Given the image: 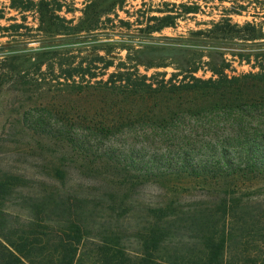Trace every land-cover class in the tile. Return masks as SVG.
Segmentation results:
<instances>
[{
  "label": "rangeland",
  "instance_id": "rangeland-1",
  "mask_svg": "<svg viewBox=\"0 0 264 264\" xmlns=\"http://www.w3.org/2000/svg\"><path fill=\"white\" fill-rule=\"evenodd\" d=\"M57 1L61 17L99 28L63 35L62 28L40 25L33 13H26L24 21L9 8V0H0L5 13L0 21V183L13 189L0 200V213L17 226L27 225L30 208L40 203L45 191L57 187L65 197L81 188L104 200L130 190V199L146 204L166 200L171 190L182 192L185 204L208 200L209 190L202 183L186 191L190 179L169 175L183 149L170 146L168 127L121 125L110 97L80 95L61 70L96 59L95 72L111 73L115 69L105 72V63L98 59L112 52L123 60L130 55L133 64L141 60L140 71L148 76L166 72L169 78L186 66L197 69L195 75L203 79L211 78L213 69L229 76L257 72L256 59L264 54V0ZM167 15L175 17L174 27L148 30L156 23L150 17ZM13 24L23 27L8 31ZM148 62L161 67L146 70ZM223 118L216 113L199 122L185 120L178 136L200 144L224 139L231 128ZM254 120L251 126L256 128ZM75 139L81 140L82 149L70 145ZM59 169L71 176L65 184L56 176ZM252 185L250 200L263 202L264 176ZM130 219L124 224L134 231L139 221Z\"/></svg>",
  "mask_w": 264,
  "mask_h": 264
},
{
  "label": "trees",
  "instance_id": "trees-1",
  "mask_svg": "<svg viewBox=\"0 0 264 264\" xmlns=\"http://www.w3.org/2000/svg\"><path fill=\"white\" fill-rule=\"evenodd\" d=\"M9 2L24 21L26 13H33L40 25L62 28L63 35L99 28L61 17L57 0ZM4 18L0 9V21ZM149 19L156 22L148 26L151 32L175 25L171 15ZM21 27L13 24L7 29L18 32ZM117 60L121 61L116 64ZM95 61L62 69V76L80 95L110 97L121 125L168 127L170 146L183 149L169 175L190 179L186 191L202 183L210 198L185 204L182 192L171 190L168 200L146 204L130 199V190L104 200L81 188L69 197L60 187L50 188L30 208L27 225L17 226L0 213V264H264V200H250L252 182L264 176V54L256 59L257 72L229 76L223 69H213L209 79L197 77V69L189 66L169 78L166 72L148 76L140 71L141 60L133 64L130 55L123 60L112 52L98 61L105 63V72L115 70L100 74L92 67ZM144 66L161 67L152 62ZM216 113H223V122L231 128L224 139L200 144L190 136H178V126L185 120L199 122ZM252 119L258 122L256 128ZM80 141L70 140V145L82 149ZM56 176L64 184L71 178L63 169L56 170ZM12 191L0 183V200ZM127 219L139 221L134 231L125 226Z\"/></svg>",
  "mask_w": 264,
  "mask_h": 264
}]
</instances>
